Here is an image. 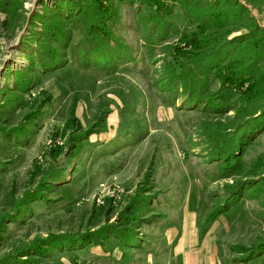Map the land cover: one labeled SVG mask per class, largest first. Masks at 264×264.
I'll return each instance as SVG.
<instances>
[{
	"label": "rangeland",
	"instance_id": "rangeland-1",
	"mask_svg": "<svg viewBox=\"0 0 264 264\" xmlns=\"http://www.w3.org/2000/svg\"><path fill=\"white\" fill-rule=\"evenodd\" d=\"M217 2L0 0V264H264V103L190 46Z\"/></svg>",
	"mask_w": 264,
	"mask_h": 264
},
{
	"label": "trees",
	"instance_id": "trees-1",
	"mask_svg": "<svg viewBox=\"0 0 264 264\" xmlns=\"http://www.w3.org/2000/svg\"><path fill=\"white\" fill-rule=\"evenodd\" d=\"M157 3L158 0H152ZM215 5L210 6L208 9L195 7L194 11L189 13V8L185 7L188 16L193 19L194 22L202 24L204 20L208 19L213 25L207 26L206 29L213 28L215 32L213 36L215 38H205L197 39L191 47L202 50L206 46L212 45L209 50L208 55L205 56V60L210 62V66L214 72L216 69L220 68V64L229 60L228 64L225 66L227 73L223 77V87L222 89L215 93L213 96L215 100L225 103L232 104L236 100L233 92L231 91V86L229 84L238 82L244 84L245 82H250L246 93L248 94L249 100H244L242 103V108L246 113V117L256 115L258 111L263 109L260 107L264 103V81L259 82L256 78L251 75L254 73L255 62L260 60L262 56V43L264 42V32L262 30L251 32L248 35L240 36L227 41V36L231 30L238 31L243 28V20L245 17L244 10L242 7L235 4L232 0H219ZM200 27H203L200 25ZM199 27V28H200ZM230 27L227 31L225 28ZM223 39V42L218 41ZM254 49V54L253 50ZM252 56V61L250 62V57ZM228 85V86H227ZM249 102L257 104L256 108L248 109ZM260 104V105H259ZM234 144L228 142L223 148V153H228L233 155L232 152L235 151ZM227 154V156H228ZM229 157V156H228ZM98 233H93L90 236H96ZM90 236L80 238V241L90 242ZM28 264V263H27Z\"/></svg>",
	"mask_w": 264,
	"mask_h": 264
},
{
	"label": "crops",
	"instance_id": "crops-1",
	"mask_svg": "<svg viewBox=\"0 0 264 264\" xmlns=\"http://www.w3.org/2000/svg\"><path fill=\"white\" fill-rule=\"evenodd\" d=\"M166 240L168 245H172L174 242H177V247L174 250L175 259L178 260L179 257V238H178V231L176 228H170L166 233Z\"/></svg>",
	"mask_w": 264,
	"mask_h": 264
}]
</instances>
